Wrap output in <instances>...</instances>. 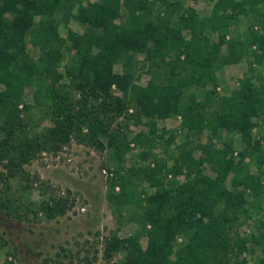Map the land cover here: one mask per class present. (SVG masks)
I'll return each mask as SVG.
<instances>
[{
    "label": "trees",
    "instance_id": "1",
    "mask_svg": "<svg viewBox=\"0 0 264 264\" xmlns=\"http://www.w3.org/2000/svg\"><path fill=\"white\" fill-rule=\"evenodd\" d=\"M148 1L0 0V164L6 178L14 176L35 150H56L72 134L95 147H109L116 166L108 177L107 200L118 215L134 207L145 242L138 232L112 235L104 256L119 245L124 254L107 264H246L241 252L247 240L229 231L240 222V212L248 215L244 190H264L249 169L252 160L264 163L262 137L252 133L264 119V72L254 73L253 65H264V0H213L201 15L183 0H153L154 16ZM239 15L246 17V27L232 32ZM69 17L81 29L68 28L61 37L57 24ZM29 34L44 51L39 59L26 49ZM63 46L72 56L66 64ZM135 54L143 55L147 70L161 67L163 74L138 82L128 71L114 69ZM242 58L247 72L229 93L217 95L219 68ZM45 70L57 80L66 74L69 90H78L79 97L60 89L47 94ZM29 84L34 100L47 98L51 120L34 134L24 130L17 113L19 103L28 107L23 91ZM112 85L121 92L112 94ZM128 107L136 118L179 115L186 134L206 131L213 138L220 129L234 131L242 146L235 150L225 140L221 146L197 144L200 153L195 154L184 141L169 167L161 160L124 167L129 139L112 120ZM132 140L140 142L141 134ZM162 168L173 174L183 168L184 177L164 184ZM145 182L149 189L137 191ZM67 202V197H48L39 208L53 216L64 213ZM252 239L260 248L254 264H264V232Z\"/></svg>",
    "mask_w": 264,
    "mask_h": 264
},
{
    "label": "rangeland",
    "instance_id": "2",
    "mask_svg": "<svg viewBox=\"0 0 264 264\" xmlns=\"http://www.w3.org/2000/svg\"><path fill=\"white\" fill-rule=\"evenodd\" d=\"M213 0H183L185 5L194 7L198 14L208 13ZM147 7L152 16L157 11V4L149 0ZM74 10V9H73ZM247 19L239 15L230 26L232 32L242 31ZM79 31L81 25L69 17L66 23L59 20L57 30L61 37L66 36L67 29ZM32 35L26 37V49L35 59L41 57L40 43H33ZM36 39V38H35ZM62 63L71 61V53L65 46ZM254 73H263V64H253ZM142 54H135L126 63H117L114 69L128 71L133 79L144 82L148 78H157L163 74L161 67L148 68ZM61 73L63 67H57ZM247 72L246 59L226 63L217 71V85L214 88L217 95L229 93L238 85V79ZM45 70L44 85L46 93L51 90H69L71 82L66 74L56 79L52 72ZM159 76V77H160ZM34 85H26L23 91V102L17 105V113L23 128L30 134L38 133L50 124L47 98L39 97L34 100L32 92ZM73 97H79L76 89H70ZM112 94H118L121 89L115 85L111 87ZM199 93V92H198ZM52 94V93H51ZM134 110L128 107L121 114L114 117L112 125H120L127 133L129 149L123 156L121 165L153 163L157 160L172 165L184 141L185 147H192L195 154L197 144L207 145L214 142L221 146L222 141H230L232 147L238 150L242 146L240 136L234 131L220 129L218 136L209 138L206 131L186 134L181 127L179 115L166 118H146L133 115ZM82 131L86 127L82 126ZM140 133L142 140L135 142L132 136ZM255 136L262 137L264 147V119L260 118L252 129ZM145 151L141 157L139 153ZM247 159V158H246ZM116 166V158L109 147H95L91 143L79 140L72 134L69 140L56 150L39 149L22 163V171L10 177H5V170L0 164V264H107L108 261L120 260L124 254L122 246L110 251V256H104L106 240L112 235L125 236L138 232L142 244L145 237L137 222L134 207L130 214L118 215L112 210L107 200V182L110 170ZM249 169L258 175L259 183L264 185V163L249 162ZM162 168L160 176L164 184L175 180H182L185 170L180 172H165ZM226 184H229L227 179ZM149 189L148 184L137 186V191ZM114 189H117L114 187ZM246 202L243 205L248 215L240 212V222L233 230L244 237L246 249L241 255L246 264H254L260 254L259 246L253 241L252 235L264 232V190L251 188L244 190ZM48 197H67L69 207L62 214L46 216L39 208L42 200ZM181 237H178L180 240ZM90 262L87 263L86 261Z\"/></svg>",
    "mask_w": 264,
    "mask_h": 264
},
{
    "label": "built area",
    "instance_id": "3",
    "mask_svg": "<svg viewBox=\"0 0 264 264\" xmlns=\"http://www.w3.org/2000/svg\"><path fill=\"white\" fill-rule=\"evenodd\" d=\"M110 173V172H109Z\"/></svg>",
    "mask_w": 264,
    "mask_h": 264
}]
</instances>
